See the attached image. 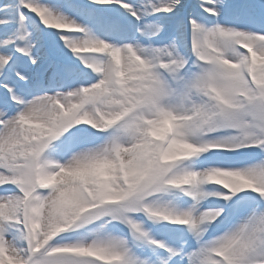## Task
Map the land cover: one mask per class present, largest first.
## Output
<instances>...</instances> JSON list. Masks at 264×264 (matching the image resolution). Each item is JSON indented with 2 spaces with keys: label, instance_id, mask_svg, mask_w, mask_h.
I'll return each instance as SVG.
<instances>
[{
  "label": "snow or ice",
  "instance_id": "1",
  "mask_svg": "<svg viewBox=\"0 0 264 264\" xmlns=\"http://www.w3.org/2000/svg\"><path fill=\"white\" fill-rule=\"evenodd\" d=\"M0 264H264V0H0Z\"/></svg>",
  "mask_w": 264,
  "mask_h": 264
}]
</instances>
